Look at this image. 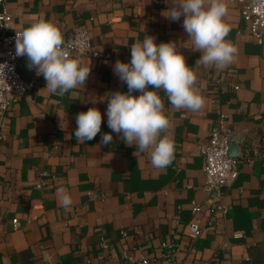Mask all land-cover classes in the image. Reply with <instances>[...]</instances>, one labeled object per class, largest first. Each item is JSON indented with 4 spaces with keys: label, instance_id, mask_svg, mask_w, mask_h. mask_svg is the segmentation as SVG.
<instances>
[{
    "label": "crops",
    "instance_id": "crops-1",
    "mask_svg": "<svg viewBox=\"0 0 264 264\" xmlns=\"http://www.w3.org/2000/svg\"><path fill=\"white\" fill-rule=\"evenodd\" d=\"M170 3L8 0L13 31L41 20L55 24L64 38L86 29L92 49L102 58L111 55V61L77 59L92 71L85 87L62 97L44 89L46 81L29 69L27 58L21 61L26 80L37 86L11 106L4 120L0 117L6 135L0 140V264H129V258L150 264H264V162L242 166L227 187L206 188L203 149L214 126L241 143L258 145L264 138V44L250 35L236 4L226 0L224 23L230 31L225 39L238 49L226 69L196 65L201 54L188 48L190 43L178 49L194 67L205 103L196 112L177 110L160 92L170 120L166 135L175 145L167 168L153 167L148 152L135 156L136 147L115 133L112 143L101 144L102 135L111 132L107 96L128 91L113 72L115 62H129L131 45L147 35L158 44L183 45L189 39L183 16L171 22L162 15ZM92 107L104 114L101 132L78 143L76 116ZM43 173L49 182L38 189ZM61 186L73 199L68 210L58 203ZM219 201L227 213L212 214ZM192 223L209 229L194 238ZM164 245L177 249L175 263Z\"/></svg>",
    "mask_w": 264,
    "mask_h": 264
},
{
    "label": "clouds",
    "instance_id": "clouds-1",
    "mask_svg": "<svg viewBox=\"0 0 264 264\" xmlns=\"http://www.w3.org/2000/svg\"><path fill=\"white\" fill-rule=\"evenodd\" d=\"M226 0H172L162 15L171 22L183 16L182 28L189 39L180 45L175 41L157 43L147 35L142 42L131 45V60H117L114 74L128 91H115L107 96V123L111 132L104 133L101 144L113 142L112 133L138 153L148 152L157 169H166L174 158L175 145L166 131L170 120L165 111L163 91L171 106L177 110L199 111L204 98L196 87L198 75L188 65L180 47H188L201 55L196 65L224 70L234 62L238 49L225 37L230 29L224 23L228 14ZM15 55L26 57L29 69L43 76L48 92L58 96L78 87H85L92 71L74 58H69L59 28L41 20L22 32H16ZM5 67V65H3ZM151 87L152 90H149ZM140 94L134 95L133 93ZM63 129V117L57 113ZM104 114L96 107L76 116L75 138L78 143L94 139L101 132ZM58 203L65 209L73 204L68 189L57 188Z\"/></svg>",
    "mask_w": 264,
    "mask_h": 264
},
{
    "label": "built area",
    "instance_id": "built-area-1",
    "mask_svg": "<svg viewBox=\"0 0 264 264\" xmlns=\"http://www.w3.org/2000/svg\"><path fill=\"white\" fill-rule=\"evenodd\" d=\"M236 4L244 20L248 32L259 43L264 44V0H230ZM13 16L8 9V0H0V117L4 120L7 112L26 94L31 93L37 86L34 80H26L18 70L20 62L26 57H17L15 55V37L13 31ZM65 50L69 58L82 59L91 58L97 60L102 58L97 51L92 49L91 37L86 29H79L64 38ZM111 55L102 58L103 65L109 64ZM5 65V67L3 66ZM239 90V86L234 87ZM222 117V116H221ZM0 125V140L5 141L6 135ZM232 137L228 130H224L216 125L210 132V143L203 149L205 160L206 188L209 191H218L231 185L239 176L242 166H251L256 160L264 162V138L257 144L246 140L240 144L241 155L239 158L230 156ZM46 177V179H45ZM48 174L43 173L38 179L36 187L43 189L47 184ZM198 206L195 207L197 209ZM212 214L221 212L227 213L221 202H217L211 208ZM190 235L194 238L199 237L206 232L209 227L202 228L198 224L192 223L188 226ZM125 239H129L128 232L122 233ZM237 238H241V233H236ZM101 245L105 246V241L101 240ZM171 251L168 257L175 263V246L164 245ZM129 264H150L147 261L134 262L129 258Z\"/></svg>",
    "mask_w": 264,
    "mask_h": 264
},
{
    "label": "water",
    "instance_id": "water-1",
    "mask_svg": "<svg viewBox=\"0 0 264 264\" xmlns=\"http://www.w3.org/2000/svg\"><path fill=\"white\" fill-rule=\"evenodd\" d=\"M18 70L24 79H29V75L25 72L23 63L20 62L19 66H18ZM240 144H241V142H240L239 138L235 137L234 140H232L231 151H230V156L232 158H239L240 157V155H241Z\"/></svg>",
    "mask_w": 264,
    "mask_h": 264
}]
</instances>
